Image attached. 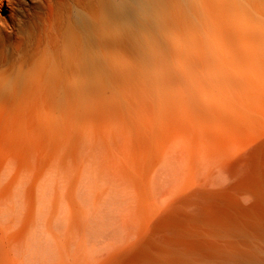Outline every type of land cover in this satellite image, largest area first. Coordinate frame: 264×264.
Instances as JSON below:
<instances>
[{
	"label": "bare ground",
	"instance_id": "6f19581e",
	"mask_svg": "<svg viewBox=\"0 0 264 264\" xmlns=\"http://www.w3.org/2000/svg\"><path fill=\"white\" fill-rule=\"evenodd\" d=\"M0 264H264V0H0Z\"/></svg>",
	"mask_w": 264,
	"mask_h": 264
}]
</instances>
